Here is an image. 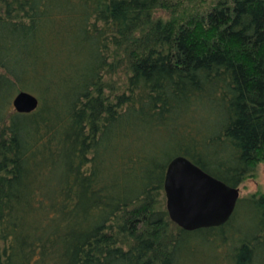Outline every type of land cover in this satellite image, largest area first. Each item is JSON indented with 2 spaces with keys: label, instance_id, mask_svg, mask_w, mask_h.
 I'll return each instance as SVG.
<instances>
[{
  "label": "trees",
  "instance_id": "obj_1",
  "mask_svg": "<svg viewBox=\"0 0 264 264\" xmlns=\"http://www.w3.org/2000/svg\"><path fill=\"white\" fill-rule=\"evenodd\" d=\"M200 1L0 0V264H250L254 242L264 264L240 198L214 227L166 210L176 156L231 186L264 164V0ZM199 75L228 84L221 127L251 146L232 170L206 148Z\"/></svg>",
  "mask_w": 264,
  "mask_h": 264
},
{
  "label": "water",
  "instance_id": "obj_2",
  "mask_svg": "<svg viewBox=\"0 0 264 264\" xmlns=\"http://www.w3.org/2000/svg\"><path fill=\"white\" fill-rule=\"evenodd\" d=\"M38 104V98L27 91H19L12 99L19 113L32 112ZM163 188L168 215L184 230L223 225L240 197L239 187L216 178L181 155L167 164Z\"/></svg>",
  "mask_w": 264,
  "mask_h": 264
},
{
  "label": "rangeland",
  "instance_id": "obj_3",
  "mask_svg": "<svg viewBox=\"0 0 264 264\" xmlns=\"http://www.w3.org/2000/svg\"><path fill=\"white\" fill-rule=\"evenodd\" d=\"M206 1H200V5L205 6ZM199 89L201 91V101L204 100L202 125L205 127L208 133L209 145L206 147L209 151L210 158L217 161L224 160V166H220L222 169H233L235 166L234 160L236 156L244 153V149L247 152L251 150L249 148H243L240 143L241 140L230 132L225 125L221 127V123L228 122L229 115L224 109V103L222 97L230 91V88L226 82L221 79H208L205 76L199 75ZM224 108V109H223ZM204 151V150H203ZM205 152H207L205 150ZM204 152V154H205ZM246 152V151H245ZM213 153H217L214 156ZM207 170L211 173L215 172L217 165L212 163H205ZM225 177L234 186L239 187L240 190V203L241 205L253 214L260 222L264 221V164L257 166L255 177H248L242 181H235V177L229 174H225ZM241 206V207H242ZM257 231L252 230H241L239 233L245 240H252L256 236ZM255 253L250 264H261L262 263V250L257 242H254ZM207 256L209 254H206ZM195 263L200 264L202 255L196 254L194 256Z\"/></svg>",
  "mask_w": 264,
  "mask_h": 264
}]
</instances>
